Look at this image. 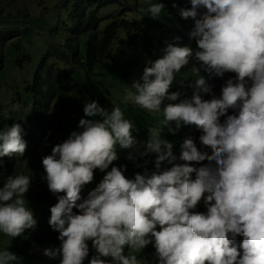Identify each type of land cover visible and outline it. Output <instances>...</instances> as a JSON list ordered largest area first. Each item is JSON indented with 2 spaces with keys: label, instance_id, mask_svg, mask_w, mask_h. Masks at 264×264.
I'll use <instances>...</instances> for the list:
<instances>
[{
  "label": "rangeland",
  "instance_id": "obj_1",
  "mask_svg": "<svg viewBox=\"0 0 264 264\" xmlns=\"http://www.w3.org/2000/svg\"><path fill=\"white\" fill-rule=\"evenodd\" d=\"M122 1L130 4L132 10L122 13V7H127L125 4L104 7L98 14L106 19L103 24H107L109 17H113L112 21L123 14L127 19L144 23L146 32L141 34L134 30L128 37L124 27L118 30L111 57L97 63L90 74L82 72V84H76L69 97L56 101L51 110L48 133L61 123L51 142L55 145L56 139L64 136L61 149L50 157L46 146L39 145V152L45 159L40 163L44 169H51L44 180L49 179L57 187V193L70 197L66 218L58 217L48 224L50 219L44 214L46 204L27 198L29 189L39 186H35L36 183L28 181L26 186H18L17 191L12 186L13 177H20L18 173L13 174L16 170L27 169L26 161L32 153L26 154L21 148L11 149L10 140L18 121L27 120L32 114L33 101L30 95L22 94L21 104L17 101L13 106L10 101L6 102L15 91L8 95L5 93L10 87L8 82L0 81V264H132L133 260L145 264H171L167 257L172 246L170 231H175L178 224L171 200L178 198L180 185L170 179L171 185L161 188L158 173L148 180L137 171L113 167L110 156L113 143L123 131L146 129L156 144L150 155L159 162L173 143L182 140L186 110L189 104L198 103L197 91L201 96L197 85L201 76L197 72L155 68L153 55L145 50L149 36L157 41L159 31L179 26L181 16L190 19L194 13L197 20L212 23L207 26L200 22L197 29L226 51L225 61L229 62V70L236 79L235 83L227 82L225 87L219 88L224 97L216 102L225 108L247 111L264 93V72L259 70L255 74L244 64L237 63L229 53L227 41L231 30L228 20L234 23L243 15H247L246 23L253 25L248 41L264 38V0H210V4L201 8L196 7L198 0ZM60 4L57 0H0V17L4 20L0 32L7 23H12L15 30L6 40L18 45L25 38V49L17 51L14 48L13 54L16 57L24 51V55H31V69L46 54L47 61L55 60L58 67L63 65L55 48L47 46V43L63 46L62 42L46 41L55 29L64 31L68 17L58 8ZM255 13L263 16L257 18ZM181 28L199 37L194 27ZM233 68L239 75L236 76ZM26 73L30 71L23 70V66L14 67L10 82L21 79ZM78 80L77 77L76 82ZM189 81H192L187 88L189 99L167 97L166 92L173 85L188 84ZM203 104L200 101L201 115L211 105ZM231 121L237 122L238 117L232 116ZM14 155L20 159H11ZM2 169L12 170L4 172ZM72 169L75 170L71 172ZM70 187H74L75 192ZM22 188L27 191L24 195ZM188 197L191 201L192 196ZM184 202L183 207L187 199ZM92 216L108 237L104 239L98 232L87 236L86 240H94V247L99 249L77 256L81 232L74 223L85 225ZM71 226L78 229L74 239L70 238ZM46 229H50L46 239L31 242L36 230L45 232ZM54 232L58 237L52 239ZM193 239V235H186V243H192ZM186 243L180 241L184 246ZM160 258L167 260L161 262Z\"/></svg>",
  "mask_w": 264,
  "mask_h": 264
},
{
  "label": "trees",
  "instance_id": "obj_2",
  "mask_svg": "<svg viewBox=\"0 0 264 264\" xmlns=\"http://www.w3.org/2000/svg\"><path fill=\"white\" fill-rule=\"evenodd\" d=\"M57 1L61 2L58 8L67 14L68 20L64 23V31L55 29L46 41L59 40L63 46L46 43L60 55L57 58L63 63L62 67L56 66L55 60L47 61L46 54L31 69V55H24V51L16 57L13 54L14 48L17 51L25 49V38L18 45L6 40L15 30L12 23H7V27L1 29L3 35L0 32V81L8 82L10 86L5 93L9 95L10 91H15L6 102L10 101L13 106L17 101L21 104L22 94L30 95L33 101L32 114L27 120L18 121L10 140L11 149L22 146L25 153L30 151L32 155L26 161L27 169L16 170L13 175L18 173L20 177H13L11 182L15 191L19 189L18 186H26L28 181L39 185L29 189L27 198L46 204L44 214L50 219L48 224L58 217H67L65 203L69 198L68 194L62 196L57 193V187L49 179L44 180L49 169H44L40 163L45 159L39 152V145L44 144L52 157L61 149L65 139L60 136L55 145L51 143L61 128L60 122L57 129L48 133V121L55 102L68 98L75 85L82 84V72L90 74L97 63L111 57L121 27H124L128 37L133 34L130 35L131 31L144 34L147 30L144 23L127 19L123 14L112 21L113 17H109L107 24H103L106 19L98 15L100 11L107 6L124 5L122 0ZM210 3V0H198L196 7H205ZM125 5L127 7H122L121 12L127 14L132 6L128 3ZM254 15L257 18L263 16L261 13ZM8 16L11 15L8 13ZM195 16L194 13L190 19L181 16L179 26L159 31L157 41L149 36L145 44V50L153 55L152 62L157 70H192L201 76L197 84L201 96L197 91L198 103L189 104L186 110V119L181 128L182 140L173 143L157 162L150 155L156 149L150 132L146 129H127L113 143L111 164L123 171L144 174L148 180L158 173L161 188L171 185L170 179L180 185L178 198L171 200V207L178 216V230L170 231L172 246L167 257L171 264H264V93L255 99L254 105H250L247 111L225 108L216 102L224 97L219 88L225 87L227 82L235 83L236 79L229 70V62L225 61L226 51L197 29L200 22L207 26L212 23L205 19L199 21ZM246 18L247 15H243L234 23L226 21L231 27L227 40L231 49L229 53L237 63L258 74L259 70L264 72V38L248 41L253 25L247 24ZM3 22L0 17V25ZM69 24L71 26L67 27ZM181 26L194 27L199 37L186 33ZM16 66H23V70L30 73L10 82L11 70ZM234 72L236 76L239 75ZM77 77L79 80L76 82ZM191 84L192 81L173 85L166 95L189 99L187 88ZM199 100L204 102V106L211 103L204 115H201ZM232 116H237L238 121L232 122ZM11 159L20 158L14 155ZM46 162H49L48 159ZM2 170L9 172L12 169ZM70 188L75 191L74 187ZM8 191L11 192V189ZM21 192L24 195L27 191L22 188ZM189 195L192 196L191 201ZM185 199L187 203L183 207ZM93 219L92 216L88 222ZM93 229L104 239L108 237L96 224L82 225L77 256L92 254L97 250L94 240L85 239V234ZM77 231L76 227H70L71 239ZM187 234L193 235V244L186 243ZM35 235L31 242L46 239L50 229L45 232L36 230ZM55 237H58L56 232L51 238ZM181 240L186 246L180 244ZM166 260L160 258L159 261Z\"/></svg>",
  "mask_w": 264,
  "mask_h": 264
},
{
  "label": "clouds",
  "instance_id": "obj_3",
  "mask_svg": "<svg viewBox=\"0 0 264 264\" xmlns=\"http://www.w3.org/2000/svg\"><path fill=\"white\" fill-rule=\"evenodd\" d=\"M18 148H22V146H19ZM51 169H49V171H50ZM49 171H48V174H49ZM75 189V188H74ZM75 192V191H74ZM86 196V195H85ZM70 198V197H69ZM69 198L67 199V201H66V208H68V209H70V204L69 203H67L68 201H69ZM88 198H90V197H88ZM95 212H98V211H95ZM67 216V215H66ZM94 220V219H93ZM91 221V222H87L86 224H85V226L86 225H88V226H91V225H93V224H96V222L95 221ZM87 221H88V219H87ZM74 225H76L78 228H79V230H80V228H81V224H78L77 222H75L74 223ZM69 230H70V228H69ZM96 232H98L97 230H95V229H93V230H91V231H89V232H87L86 234H85V239H86V237L87 236H91V235H93V234H97ZM99 233V232H98ZM100 234V233H99ZM98 236V235H97ZM75 237H76V235H75ZM74 237V238H75ZM73 238V239H74ZM98 238L100 239V237L98 236ZM79 244L81 243V240H80V237H79ZM79 244H78V246H79ZM95 248L98 250L99 249V247L98 246H95ZM77 249H78V247H77ZM128 264H130V262H128ZM132 264H145V263H142V262H140V261H136V260H133V263Z\"/></svg>",
  "mask_w": 264,
  "mask_h": 264
}]
</instances>
